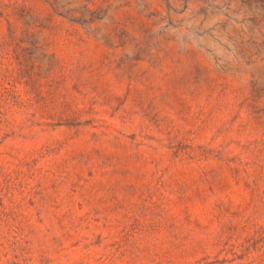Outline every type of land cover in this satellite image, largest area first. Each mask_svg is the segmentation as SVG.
Instances as JSON below:
<instances>
[{"label": "rangeland", "instance_id": "rangeland-1", "mask_svg": "<svg viewBox=\"0 0 264 264\" xmlns=\"http://www.w3.org/2000/svg\"><path fill=\"white\" fill-rule=\"evenodd\" d=\"M0 11V264H264V0Z\"/></svg>", "mask_w": 264, "mask_h": 264}, {"label": "trees", "instance_id": "trees-1", "mask_svg": "<svg viewBox=\"0 0 264 264\" xmlns=\"http://www.w3.org/2000/svg\"><path fill=\"white\" fill-rule=\"evenodd\" d=\"M8 17H10L9 14L0 11V18H4L9 22ZM6 99H8V90L4 89V90L0 91V114L2 113L1 103L3 100L5 101Z\"/></svg>", "mask_w": 264, "mask_h": 264}]
</instances>
